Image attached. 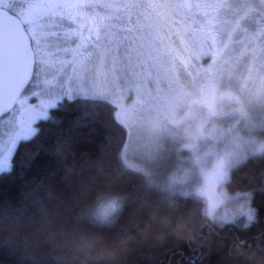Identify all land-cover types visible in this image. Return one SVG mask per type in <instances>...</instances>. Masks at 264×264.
<instances>
[{
	"label": "rangeland",
	"instance_id": "rangeland-1",
	"mask_svg": "<svg viewBox=\"0 0 264 264\" xmlns=\"http://www.w3.org/2000/svg\"><path fill=\"white\" fill-rule=\"evenodd\" d=\"M135 3L147 25L131 53L86 68L45 49L14 109L0 118V173L20 141L64 99H101L126 129L128 167L165 190L201 198L218 222L249 225V194L228 196L231 170L264 152V0H93ZM66 30L67 26H64ZM91 52V49H89ZM55 100L43 107L42 102ZM116 209L97 210L106 222ZM251 212V217L249 216Z\"/></svg>",
	"mask_w": 264,
	"mask_h": 264
},
{
	"label": "trees",
	"instance_id": "trees-1",
	"mask_svg": "<svg viewBox=\"0 0 264 264\" xmlns=\"http://www.w3.org/2000/svg\"><path fill=\"white\" fill-rule=\"evenodd\" d=\"M127 131L101 99H64L0 173V264H264V152L223 189L249 194L254 220L218 222L201 198L123 162ZM116 202L111 218L98 208Z\"/></svg>",
	"mask_w": 264,
	"mask_h": 264
},
{
	"label": "snow or ice",
	"instance_id": "snow-or-ice-1",
	"mask_svg": "<svg viewBox=\"0 0 264 264\" xmlns=\"http://www.w3.org/2000/svg\"><path fill=\"white\" fill-rule=\"evenodd\" d=\"M136 7L93 0H0V100L33 78L38 57L37 67L46 64V48L72 56L74 70L77 64L86 68V59L91 63L116 56L121 49L131 53L147 28ZM39 76L36 72L34 78L39 81ZM54 103L48 100L42 105Z\"/></svg>",
	"mask_w": 264,
	"mask_h": 264
},
{
	"label": "water",
	"instance_id": "water-1",
	"mask_svg": "<svg viewBox=\"0 0 264 264\" xmlns=\"http://www.w3.org/2000/svg\"><path fill=\"white\" fill-rule=\"evenodd\" d=\"M35 66L36 64L33 65V74L35 72ZM32 79L33 78H30L28 82L20 86V88L15 92L13 96H6L2 100H0V118L7 115L14 109L18 99L20 98L21 94L26 90V88L30 85Z\"/></svg>",
	"mask_w": 264,
	"mask_h": 264
},
{
	"label": "flooded vegetation",
	"instance_id": "flooded-vegetation-1",
	"mask_svg": "<svg viewBox=\"0 0 264 264\" xmlns=\"http://www.w3.org/2000/svg\"><path fill=\"white\" fill-rule=\"evenodd\" d=\"M64 26H67V28H69V25L67 23Z\"/></svg>",
	"mask_w": 264,
	"mask_h": 264
}]
</instances>
